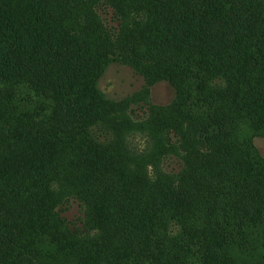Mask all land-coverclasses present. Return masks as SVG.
<instances>
[{
    "label": "trees",
    "instance_id": "obj_1",
    "mask_svg": "<svg viewBox=\"0 0 264 264\" xmlns=\"http://www.w3.org/2000/svg\"><path fill=\"white\" fill-rule=\"evenodd\" d=\"M103 1L106 36L77 24L76 0H0V264H264V0ZM113 62L147 98L174 86L163 152L153 122L147 151L95 134Z\"/></svg>",
    "mask_w": 264,
    "mask_h": 264
},
{
    "label": "rangeland",
    "instance_id": "obj_2",
    "mask_svg": "<svg viewBox=\"0 0 264 264\" xmlns=\"http://www.w3.org/2000/svg\"><path fill=\"white\" fill-rule=\"evenodd\" d=\"M85 1L89 2L88 7H82ZM76 2L78 5L74 9L76 13L74 20L81 27L96 30L102 36L107 35L104 29L109 33L110 30L115 31L119 28V20L114 15L113 9L103 0H76ZM81 7L82 10L78 13ZM94 21L95 23H102V27L94 28L90 24ZM188 56L185 57V61L190 60V56ZM172 78L182 83L181 87L184 92L187 91L190 84H193V81L184 76H172ZM143 86H145V79L142 75L136 73L131 66L118 62L111 63L99 81V87L106 94L110 104H108L106 123L96 128L95 134L103 140H106L107 137L106 141H111V149L118 156L126 151L123 145L125 137L132 141L137 150L147 151L149 149L150 141L144 134V128H142L145 123L151 124L150 122H153L157 130V134L153 132L154 149L158 148L163 152L165 149L159 145V142L162 141V144H165L169 138L175 136L174 132L170 131L171 120L169 116V105L174 101L176 94L174 86L169 81H159L152 86L148 98L144 93L142 97L140 93ZM132 96L137 99V102L128 104V100ZM144 96L146 100L143 99ZM180 121H183L182 125H184V119L181 118ZM168 130L169 133L167 134ZM254 142L264 156V137H256ZM149 162L150 160H142L141 164L145 167ZM162 163L164 172H177L181 168V163L175 156L163 158ZM149 170L152 171V168L150 167ZM60 213L70 224L72 230L83 227V211L77 199L70 198L66 205L61 206Z\"/></svg>",
    "mask_w": 264,
    "mask_h": 264
}]
</instances>
